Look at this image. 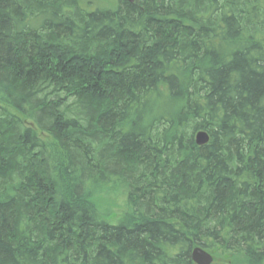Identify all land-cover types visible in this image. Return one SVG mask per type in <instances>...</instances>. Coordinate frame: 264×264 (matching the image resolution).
I'll return each instance as SVG.
<instances>
[{"label":"trees","instance_id":"1","mask_svg":"<svg viewBox=\"0 0 264 264\" xmlns=\"http://www.w3.org/2000/svg\"><path fill=\"white\" fill-rule=\"evenodd\" d=\"M133 1L0 0V264H264V0Z\"/></svg>","mask_w":264,"mask_h":264},{"label":"rangeland","instance_id":"2","mask_svg":"<svg viewBox=\"0 0 264 264\" xmlns=\"http://www.w3.org/2000/svg\"><path fill=\"white\" fill-rule=\"evenodd\" d=\"M83 7L86 9H114L119 0H80ZM94 202L99 206L100 213H103L110 223L115 224V220L119 219V213L123 209V197L120 192L114 193L102 191L96 197H93ZM118 214V216H117ZM117 216V217H116Z\"/></svg>","mask_w":264,"mask_h":264},{"label":"water","instance_id":"3","mask_svg":"<svg viewBox=\"0 0 264 264\" xmlns=\"http://www.w3.org/2000/svg\"><path fill=\"white\" fill-rule=\"evenodd\" d=\"M130 3H133V0H123ZM196 144L198 146H205L209 143L210 137L206 132L200 131L195 136ZM192 261L195 264H213L214 258L213 256L207 252L206 250L196 247L191 254Z\"/></svg>","mask_w":264,"mask_h":264}]
</instances>
